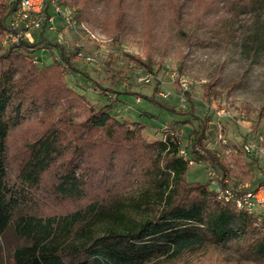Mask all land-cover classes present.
<instances>
[{"label": "rangeland", "instance_id": "rangeland-1", "mask_svg": "<svg viewBox=\"0 0 264 264\" xmlns=\"http://www.w3.org/2000/svg\"><path fill=\"white\" fill-rule=\"evenodd\" d=\"M13 3L18 7L19 0H0V10ZM15 11L5 21L10 33L0 31L3 51L19 41L14 39L17 34L27 33L26 41H21L36 44L38 53L28 57L35 59L37 68L54 60L67 68L66 85L74 95L52 107L51 119L65 114L82 121L88 107L120 101L115 120L142 129L148 143L172 131L171 121H190L178 126L181 155L191 128L198 124L193 117L209 116L204 144L222 159L228 176L192 162L187 180L206 183L209 190L217 184L221 190L252 193L264 186V0H45L39 28L28 32ZM3 15L0 12V18ZM123 89L154 97L158 105L127 97L120 92ZM165 107L187 115L179 118ZM221 111L226 115L219 116ZM45 121L38 114L11 132L10 157L40 133ZM211 168L215 178L208 175ZM119 185L103 194L110 207L117 208L119 197L131 201L146 188L139 173ZM86 200L47 206L40 213L65 215L83 207ZM151 208L153 204L142 211L131 206L126 220L150 218ZM252 215L264 234V206L256 207ZM114 226L107 219L93 221L91 236H102ZM84 239L76 237L77 242ZM24 244L10 227L0 239V264H13L14 248ZM144 264H264V256L238 236Z\"/></svg>", "mask_w": 264, "mask_h": 264}, {"label": "trees", "instance_id": "trees-1", "mask_svg": "<svg viewBox=\"0 0 264 264\" xmlns=\"http://www.w3.org/2000/svg\"><path fill=\"white\" fill-rule=\"evenodd\" d=\"M16 5L0 10L4 14L0 31L10 33L5 21ZM38 51L36 44L21 40L6 51L0 47V239L12 227L14 235L26 241L14 248L13 264H144L238 236L264 256V234L256 218L218 199L206 183L186 178L190 162L207 164L228 176L222 159L204 144L209 116L193 117L198 124L189 132L183 155L179 154L178 126L190 121H171L172 131L148 143L142 129L133 130L115 120L120 101L88 107L82 121L65 114L51 119L52 107L71 98L74 91L66 85L67 68L62 61L54 60L42 69L35 66V59L28 55ZM120 92L156 104L154 97ZM164 110L179 118L187 115ZM38 114L47 123L23 143L20 153L10 157L11 132ZM137 173L146 188L131 201L114 199L117 208L110 207L103 194L117 190ZM85 200L84 208L65 215L40 213L47 206ZM148 204H153L150 218L126 220L129 207L142 211ZM100 219L115 226L92 237L93 221ZM77 236L84 241L77 242Z\"/></svg>", "mask_w": 264, "mask_h": 264}, {"label": "built area", "instance_id": "built-area-1", "mask_svg": "<svg viewBox=\"0 0 264 264\" xmlns=\"http://www.w3.org/2000/svg\"><path fill=\"white\" fill-rule=\"evenodd\" d=\"M45 0H19L18 7L15 11L16 20L23 22V29L28 32L39 28L42 20V12ZM14 27V25H11ZM17 28V27H15ZM14 28V29H15ZM27 34V33H26ZM16 35L14 39L26 41L27 35ZM185 86V84H182ZM225 111H221L219 116H225ZM183 152L181 153V155ZM192 163V162H190ZM210 178L216 177L214 170L211 168L208 171ZM215 188L211 190L216 193L218 199H222L225 202L232 204L236 210L245 211L249 214H253V210L256 207L264 206V186L257 189L254 192H242L237 188H231L230 190H221L217 184H214ZM217 186V187H216Z\"/></svg>", "mask_w": 264, "mask_h": 264}]
</instances>
